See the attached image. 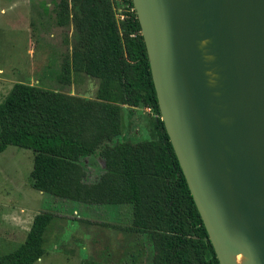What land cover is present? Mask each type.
Masks as SVG:
<instances>
[{
  "label": "trees",
  "instance_id": "1",
  "mask_svg": "<svg viewBox=\"0 0 264 264\" xmlns=\"http://www.w3.org/2000/svg\"><path fill=\"white\" fill-rule=\"evenodd\" d=\"M57 8L58 24H72L76 36L63 78L72 68L98 79L97 100L15 84L0 104V153L9 146L33 151L31 178L39 192L131 206V230L150 235L154 264H220L162 121L136 13L118 23L112 0H60ZM142 107L158 116L156 136L121 142L124 109L133 114ZM88 157L105 162L94 183L85 182ZM54 218L36 215L25 243L0 264H35Z\"/></svg>",
  "mask_w": 264,
  "mask_h": 264
},
{
  "label": "water",
  "instance_id": "2",
  "mask_svg": "<svg viewBox=\"0 0 264 264\" xmlns=\"http://www.w3.org/2000/svg\"><path fill=\"white\" fill-rule=\"evenodd\" d=\"M220 264H264V0H132Z\"/></svg>",
  "mask_w": 264,
  "mask_h": 264
},
{
  "label": "rangeland",
  "instance_id": "3",
  "mask_svg": "<svg viewBox=\"0 0 264 264\" xmlns=\"http://www.w3.org/2000/svg\"><path fill=\"white\" fill-rule=\"evenodd\" d=\"M59 2L0 0V104L17 83L97 100L98 79L72 68L69 80L63 78L76 36L72 24H58ZM157 118L144 107L133 114L125 108L120 141L151 140ZM33 164L31 150L9 146L0 153V257L23 245L35 216L49 212L55 219L35 264H154L150 235L131 230V206L86 205L39 192L33 188ZM85 166L86 183L98 181L105 171L101 158H87ZM83 231L91 234L93 245H79Z\"/></svg>",
  "mask_w": 264,
  "mask_h": 264
},
{
  "label": "built area",
  "instance_id": "4",
  "mask_svg": "<svg viewBox=\"0 0 264 264\" xmlns=\"http://www.w3.org/2000/svg\"><path fill=\"white\" fill-rule=\"evenodd\" d=\"M112 2L118 23H121L135 12L132 0H112ZM148 111L151 112V109L148 108Z\"/></svg>",
  "mask_w": 264,
  "mask_h": 264
},
{
  "label": "crops",
  "instance_id": "5",
  "mask_svg": "<svg viewBox=\"0 0 264 264\" xmlns=\"http://www.w3.org/2000/svg\"><path fill=\"white\" fill-rule=\"evenodd\" d=\"M88 158H91V157H88ZM70 202H72V201H70ZM75 203H78V202H75ZM80 204H82V203H80ZM86 205H89V204H86ZM75 213H77V211H75ZM84 220H86L84 222L87 223V224H90V222H93V220H90V219H84ZM53 221H52V223H53ZM84 222H82L81 224H83ZM52 223L48 227V230L51 227ZM48 230L46 231V234H47ZM46 234H45V237L44 238H46ZM93 242H95V241H93L92 236H91L90 233H88V231L81 232V244L79 243V245H81V247H84L85 248L87 245H91V244L93 245ZM85 261H87V259L82 260V262H85Z\"/></svg>",
  "mask_w": 264,
  "mask_h": 264
},
{
  "label": "bare ground",
  "instance_id": "6",
  "mask_svg": "<svg viewBox=\"0 0 264 264\" xmlns=\"http://www.w3.org/2000/svg\"><path fill=\"white\" fill-rule=\"evenodd\" d=\"M231 260L234 264H246L248 263V259L244 255H239L232 257Z\"/></svg>",
  "mask_w": 264,
  "mask_h": 264
},
{
  "label": "flooded vegetation",
  "instance_id": "7",
  "mask_svg": "<svg viewBox=\"0 0 264 264\" xmlns=\"http://www.w3.org/2000/svg\"><path fill=\"white\" fill-rule=\"evenodd\" d=\"M148 109V108H147ZM152 110V109H151Z\"/></svg>",
  "mask_w": 264,
  "mask_h": 264
}]
</instances>
